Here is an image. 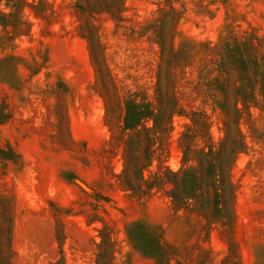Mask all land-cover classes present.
Here are the masks:
<instances>
[{"label": "rangeland", "instance_id": "obj_1", "mask_svg": "<svg viewBox=\"0 0 264 264\" xmlns=\"http://www.w3.org/2000/svg\"><path fill=\"white\" fill-rule=\"evenodd\" d=\"M0 264H264V0H0Z\"/></svg>", "mask_w": 264, "mask_h": 264}]
</instances>
